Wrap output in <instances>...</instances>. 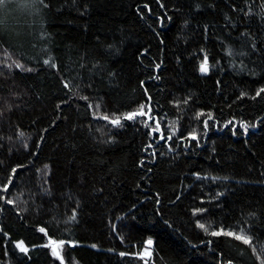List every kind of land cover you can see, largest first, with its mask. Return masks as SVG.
Wrapping results in <instances>:
<instances>
[{
  "label": "trees",
  "instance_id": "16d2710c",
  "mask_svg": "<svg viewBox=\"0 0 264 264\" xmlns=\"http://www.w3.org/2000/svg\"><path fill=\"white\" fill-rule=\"evenodd\" d=\"M25 2L0 5V183L24 166L0 193L16 200H0V228L11 234L0 231V264H60L40 227L77 242L61 246L65 264H260L252 247L264 246V94L252 96L264 86L261 0H251L249 17L232 9L247 11L245 0H163L165 9L158 0H46L40 12ZM245 29L251 35L241 37ZM201 49L208 73L199 71ZM145 87L165 137L178 128L167 143L139 119L123 127L102 119L145 102ZM200 109L213 115L207 131ZM198 207L207 211L194 215ZM197 219L243 227L252 244L212 236ZM146 248L150 256L134 255Z\"/></svg>",
  "mask_w": 264,
  "mask_h": 264
},
{
  "label": "snow or ice",
  "instance_id": "6c2138e0",
  "mask_svg": "<svg viewBox=\"0 0 264 264\" xmlns=\"http://www.w3.org/2000/svg\"><path fill=\"white\" fill-rule=\"evenodd\" d=\"M158 3H159V7L161 9H165L166 6L163 3V0H158ZM245 3L249 5L247 11H244L243 9H237V6L235 4H232V9L234 11L242 12L244 17H249L252 14V12H253V7L251 5V0H245ZM3 4H4V0H0V5H3ZM22 6H26V7H29L31 9H33L36 12H40L41 9H47L50 5L46 2V0H26L25 4L22 5ZM85 7L87 8V5ZM199 7H200V5H197V8H199ZM143 8H146V9H148L149 12H152V8H151V6L148 3H145L143 5ZM136 10L141 15V17H143L144 13H143L141 7L137 6ZM259 15L261 16L262 19H264V0H261V12L259 13ZM160 19L162 21L163 17H160ZM168 19H171V17L169 16ZM226 19H227V17H226ZM185 23H187V21H185ZM209 27L210 26L207 25V24L204 25L205 33L208 32ZM43 34L46 35V33H43ZM250 35H251V33L248 32L247 29H245L244 32L240 33L241 37L250 36ZM107 47L112 48L113 45L109 44V45H107ZM250 47L253 50H255L258 47V45L255 43V37H253V41H252ZM144 51H147V49H144ZM201 51L204 52L205 54H204L203 59L200 61L199 71L201 73H208L210 71L209 55L207 54L206 50L201 49ZM225 51L229 55L235 54L234 50L232 49L231 46H228V48H226ZM238 55L246 56V55H248V52L241 51L240 53H238ZM44 63L45 64H49L50 62H49V60H45ZM162 63H163V61H161V63L156 64L155 67L156 68H160ZM13 64H14V66L16 68H23L24 67L23 64H21L20 62H17V61H14ZM241 64L243 65V61H241ZM6 66L8 68H11L13 65L9 64V65H6ZM51 66L52 67H57V65H55V64H52ZM27 70L28 71H32V69H27ZM253 74H255V73H253ZM155 79L159 80L160 76L157 75L155 77ZM70 83H71V81L64 80V87L68 88ZM140 83H141V85H144L145 82L141 81ZM217 83L219 84L220 81H217ZM144 92H145V96H146V101L140 103L139 105H137L136 108H134V109H132L130 111L123 112V113L113 112V113H111V115L102 114V119L104 121H108L110 123V125L114 126V127H123L124 126L123 122L126 121V120L127 121H135V120L139 119L140 123H142L146 128L150 129V131L148 133L150 136L152 135V133H159V139L164 141L165 143H167L168 141L173 139V134L178 131V128L177 127H172L171 130L169 131V134L165 137L164 129L161 128L160 118L157 115H155V113H154V108H153V105H152V96L148 92L147 87L144 88ZM262 94H264V86H261V87L257 88L254 96H252V99H256L257 97L262 96ZM247 95H248V93L244 92V91H241V93H240V97H244V96H247ZM83 99L87 100L88 97H83ZM191 99H192V97L189 96L188 99L183 101V103L186 105V104H188V101L191 100ZM173 103L178 106L181 103V101L174 100ZM89 107H93V105L89 104ZM95 107L97 109H99L100 105L97 104V105H95ZM98 115H101V114L99 112H94L93 113V116H98ZM201 117H203L204 129H205V131H207V129L209 128L210 121L213 119V115H212L211 112H208L207 115L205 116V110L204 109H200L199 111L196 112V118L200 119ZM233 119H235V117ZM257 119L259 120L260 117H257ZM225 123L226 124H231L232 122L231 121H225ZM232 126L235 127V125H232ZM239 127L242 128L245 133H247L250 126H249V124L246 121L240 120L239 121ZM251 127H256V125L252 124ZM19 135L23 136L24 133L20 132ZM187 135L192 140H195L198 143V133H197L196 130H192V131L188 132ZM179 138L181 140H186V137H184L183 135H181ZM42 139H43V137H41V140ZM114 139H115L114 137L109 136L108 139L106 141H103V142L104 143H111V142L114 141ZM24 147L25 148L28 147V144H27L26 140L24 141ZM147 147L151 148V144H149ZM168 147H169V150H171V144H169ZM160 154L163 155V153H160ZM0 163H3V162L0 161ZM23 167L24 166L21 165V164H16L15 166L11 167L10 174L7 175V177H6V182L0 183V193H5L6 194L8 191H10L11 187L14 185L15 176L18 175V169H21ZM44 167L47 168L48 165H45ZM196 175L199 177L200 173H196ZM214 179H215V177H214ZM225 179H226V177H225ZM5 194H0V200L4 201L5 204H7V205H15L16 204V200L8 198L7 195H5ZM157 195H159V194H157ZM217 195L219 196V195H222V194L221 193H217ZM156 203L159 204L160 201L157 200ZM2 210H3V208L0 207V211H2ZM206 211H207V209H205L203 207H198V208L192 209V212H193L194 215L200 214V213H204ZM75 219H76V211H75V209H73V214L69 217V220H75ZM196 225H197V227L203 229L206 233L209 232V229H211V235L212 236L226 235L228 237H232V238H234V239H236L238 241H241L245 245L252 244L253 237L251 235L245 234V229L243 227H241L239 229V232L233 230L232 228H225L224 226H221L219 228H214L211 223L205 224V223L201 222L200 219L196 220ZM0 231H3V229L0 228ZM39 231L41 233H44L47 236L48 244H46L44 246L51 248V255L53 257L58 258L59 261H60V264H65V257H64V255H62L60 247L62 245H65V244L74 245L77 242L74 241V240L65 241V240H62V239H55L51 235H48L47 229L45 227H40ZM3 235L5 237H9L10 238L11 234L9 232L3 231ZM12 243L15 245V248L20 253H23V254H26V255L29 253L30 246L25 242V240L17 239V240H13ZM145 243L147 245H152L153 241H152V239H148ZM209 243H211V241H209ZM31 247H36V245H31ZM92 247H96V245H92ZM252 252L256 254V257L260 261V264H264V246H261V249H260L259 252H257L256 246H253L252 247ZM4 255L5 256L8 255V250L7 249L5 250ZM120 255L123 256V255H126V253L121 252ZM134 255H140L142 257H146V256H150L151 252L146 248L143 252L135 253ZM226 264H233V260L232 259L227 260Z\"/></svg>",
  "mask_w": 264,
  "mask_h": 264
},
{
  "label": "rangeland",
  "instance_id": "374dc122",
  "mask_svg": "<svg viewBox=\"0 0 264 264\" xmlns=\"http://www.w3.org/2000/svg\"><path fill=\"white\" fill-rule=\"evenodd\" d=\"M48 244V243H47ZM49 248V247H48ZM50 249V252H51V248H49ZM60 250H61V247H60Z\"/></svg>",
  "mask_w": 264,
  "mask_h": 264
}]
</instances>
